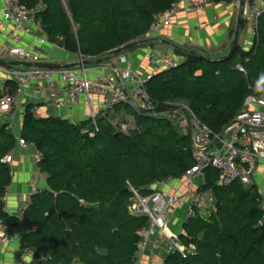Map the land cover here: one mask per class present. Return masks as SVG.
<instances>
[{
  "label": "trees",
  "instance_id": "obj_1",
  "mask_svg": "<svg viewBox=\"0 0 264 264\" xmlns=\"http://www.w3.org/2000/svg\"><path fill=\"white\" fill-rule=\"evenodd\" d=\"M173 1L18 0L27 9L42 7L35 20L49 43L89 61L111 57L116 49L147 39L154 17ZM189 52L173 49L174 58L181 60L154 73L145 90L156 108L185 102L220 135L242 110L248 85L264 82V14L250 51L238 47L230 58H203ZM8 84L13 90L14 84ZM29 108L18 137L0 124V226L25 227L21 248L32 249L38 263L133 264L136 232L146 220L130 215L129 187L145 196L155 183L181 178L195 165L190 136L160 116L138 115L127 103L114 110L134 119L135 128L127 133L115 130L109 115L97 119L94 132L90 121L75 125L61 118L35 117ZM18 138L38 153L36 166L47 185L31 197L21 222L2 206L11 177L1 160L15 150ZM217 180L215 169L204 170L198 190L212 194L214 209L206 218L197 211L182 226L180 239L193 244L195 253L185 259L171 255L166 264H264L260 191L255 184L244 187L239 182L220 187ZM66 230L77 245V261L63 234ZM98 249L106 250L107 256H98Z\"/></svg>",
  "mask_w": 264,
  "mask_h": 264
},
{
  "label": "built area",
  "instance_id": "obj_2",
  "mask_svg": "<svg viewBox=\"0 0 264 264\" xmlns=\"http://www.w3.org/2000/svg\"><path fill=\"white\" fill-rule=\"evenodd\" d=\"M4 19L11 23L13 32L10 39L18 40V34L23 31L24 24L35 22V14L42 10L40 5L27 9L20 5L18 0H2ZM214 6H231L239 9V0L220 1L212 0H174L170 7L157 14L149 28V34L170 26L174 15L180 10L205 11ZM264 14V0L258 3L249 2L242 9V16L248 21L249 35L254 41L258 35V21ZM205 25V23H203ZM148 34V35H149ZM9 38V37H8ZM39 45H47L46 37L34 36ZM76 62L85 61L80 55L75 56ZM0 59L9 62L39 63L42 62L39 55L19 46H0ZM148 64L153 72L169 70L178 64L173 53L159 54L152 52L148 56ZM4 75V82L11 81L14 84L12 91L0 90V112L8 113L17 108L20 97L26 88H31L32 96L38 98L45 96V105L49 108L72 110L83 99L89 112L88 121L94 132L98 131L97 119L102 113L109 115L121 104L127 103V96L142 110H153L156 107L149 99L145 90V84L152 76L142 77L137 73L126 57L119 54L109 63L97 66H78L71 69L46 70L37 68L15 67L7 70L0 67ZM96 71H101L99 74ZM239 71L245 74L243 68ZM90 72H95L89 77ZM58 75L59 80L54 79ZM249 93L244 98L242 110L220 135H215L212 130L201 122L188 105L172 104L160 116L169 122L179 133L188 134L193 141L195 165L178 179L167 178L152 187L148 195H140L132 187L128 211L131 216L144 218L145 225L136 232V253L133 264H166L167 257L178 254L186 258L195 253L193 244L185 245L180 239V234L171 230V217L180 207L185 206L186 219L193 218L196 212L206 209H214V198L208 192L198 190L196 182L203 178V172L207 168H213L218 172L217 185L229 187L239 182L244 187L253 185V175L259 164L264 166V82L248 85ZM100 96L99 110L94 106L93 94ZM29 111L37 117L39 104L31 103ZM189 125L191 132L189 133ZM90 136H93V133ZM20 147H28L23 139H18ZM12 152L6 155L1 162L10 165ZM40 157L38 156L37 160ZM13 173L10 171V177ZM172 182L177 183V189L171 192L165 188ZM31 197L41 192L35 182L30 183ZM182 189V190H180ZM264 199V190L261 192ZM6 192L2 198L3 209ZM30 202V201H29ZM29 203L18 213V220L22 216ZM15 240L10 233H0V246ZM28 255H33L32 249H27ZM19 264H28L20 260Z\"/></svg>",
  "mask_w": 264,
  "mask_h": 264
},
{
  "label": "crops",
  "instance_id": "obj_3",
  "mask_svg": "<svg viewBox=\"0 0 264 264\" xmlns=\"http://www.w3.org/2000/svg\"><path fill=\"white\" fill-rule=\"evenodd\" d=\"M248 1L258 3V0ZM237 20L238 8L231 6H214L201 12L180 9L172 18L170 26L163 27L147 36V39H154V41L145 46L130 50L126 53V57L132 68L142 77H148L155 73L147 60L152 52L159 54L173 53V49L179 48L184 51H195L208 58H222L229 52L234 39L235 29L238 25ZM248 30V21L245 17L241 16L238 29V47L244 52L250 51L253 44ZM12 32L11 23L4 19L3 3L0 0V46L15 45L22 47L39 55L42 62L63 65L76 63L75 56L69 55L54 44L48 42L47 45L42 46L34 40V36L46 37L40 29L38 20L25 23L23 31L18 34V40L10 39ZM56 50L59 51L57 52ZM180 60V58H177V61ZM97 72L99 74L102 73L101 71ZM94 74L95 72H90L88 75L92 77ZM54 79L58 81L59 76L55 75ZM7 82L12 83L11 81L4 82V75L0 71V90L12 91L11 85H7ZM93 97L94 106L99 110L100 96L94 93ZM45 99L44 95L38 98L33 97L31 88H26L19 99L17 108L8 113L0 112V124H6L8 129L18 137L24 112L33 102L39 104L37 117L61 118L75 125H81L88 121L89 112L83 99L72 110L49 108L45 105ZM99 117H102V113ZM12 155V162L8 166L13 176L11 177L10 185L5 191L6 208L4 210L10 216L17 217L19 211L30 201V194L32 193L30 183L35 182L40 190L47 189V185L46 176L41 174L37 169L38 153L32 145L29 144L28 147L23 148L17 143ZM202 182L203 178L198 179L196 185L199 186ZM253 184L257 186L260 192L264 190V166L261 164L258 165L254 172ZM176 189L177 183L175 182H172L165 188L168 192ZM262 208H264V203H262ZM185 210L186 207L182 206L171 217V229L173 228L174 233V229L178 227L182 228L186 221ZM198 213L204 217L206 210H201ZM0 233H10L15 238L13 242L0 246V264H19L20 260H24L28 264H38L33 255H28L21 248V238L27 233L25 227L21 224L11 228L0 226Z\"/></svg>",
  "mask_w": 264,
  "mask_h": 264
},
{
  "label": "water",
  "instance_id": "obj_4",
  "mask_svg": "<svg viewBox=\"0 0 264 264\" xmlns=\"http://www.w3.org/2000/svg\"><path fill=\"white\" fill-rule=\"evenodd\" d=\"M246 3H247V0H239L238 20H237L238 21V25H237V27L235 29L234 39H233L232 44L230 46L229 52L223 58H230L234 54L236 49L238 48L239 23H240V18L242 16V9L245 7ZM152 41H154V39H144V40L136 41V42H133L131 44L125 45L123 47H120L119 49H116L113 52V55L111 57H104V58H101V59L91 60V61L85 60V61H83L81 63L76 62V63H68V64H64L63 65V64L50 63V62H39V63L31 64V63L18 62V61L9 62V61L0 59V67L4 68V69H7V70H11V69H13L15 67H22V68H26V69H28V68H37V69H46V70L55 71V70H60V69H71V68H75V67H78V66H97V65H100V64H103V63H109V62H111L112 59L117 57L119 54H121V53L126 54L132 48L140 46V45L148 44V43H150ZM189 53L193 54V55H197L199 57L205 58L204 56H202V55H200L198 53L192 52V51L189 52ZM126 102H127V104H129L133 108V110L138 115L146 116V117H152V116L159 115L161 113L166 112L170 108V107H163V108H155L153 110H142L128 96H127V101ZM234 123L235 122H233L232 124H234ZM190 132H191V127L189 125V133ZM82 135L83 136H87V133L83 132ZM191 146L193 147V141L192 140H191ZM63 234L66 237V239L70 242V244L72 245L73 252H74V261H77V245L74 242V240L72 239L71 233L68 230H66V231L63 232ZM96 254L98 256L105 257V256H107L108 253L104 249H98L96 251ZM219 260H220V258H219ZM43 262L44 261H40L38 264H43Z\"/></svg>",
  "mask_w": 264,
  "mask_h": 264
},
{
  "label": "rangeland",
  "instance_id": "obj_5",
  "mask_svg": "<svg viewBox=\"0 0 264 264\" xmlns=\"http://www.w3.org/2000/svg\"><path fill=\"white\" fill-rule=\"evenodd\" d=\"M57 52L59 50H56ZM240 65L236 66V69L239 70ZM175 104L177 105H187L185 102H176ZM109 119H110V123L113 126V128L115 130H119L123 133H127L129 130L134 129L135 128V121L132 117H129L127 115H125L124 113H118L116 111H114L113 113L109 114ZM18 129V126H17ZM264 203V202H262ZM212 210L211 209H206V213L204 218H206L208 216V213H210ZM187 220V219H186ZM173 231V228L171 229ZM176 234H181L183 232L182 228L178 227L174 229Z\"/></svg>",
  "mask_w": 264,
  "mask_h": 264
}]
</instances>
